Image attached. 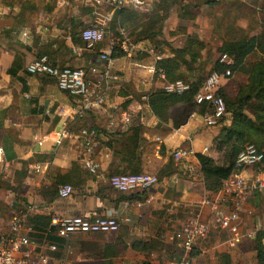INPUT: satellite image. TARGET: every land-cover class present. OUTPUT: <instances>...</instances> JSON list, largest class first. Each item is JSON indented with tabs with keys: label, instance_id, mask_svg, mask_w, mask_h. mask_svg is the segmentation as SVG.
Returning a JSON list of instances; mask_svg holds the SVG:
<instances>
[{
	"label": "crops",
	"instance_id": "obj_1",
	"mask_svg": "<svg viewBox=\"0 0 264 264\" xmlns=\"http://www.w3.org/2000/svg\"><path fill=\"white\" fill-rule=\"evenodd\" d=\"M146 1L149 4L146 10L124 7L123 14L113 11L109 17H105L109 7L92 10L75 0H11L2 4L1 12L5 14L1 18L4 21L8 17L9 23L0 25V33L17 29L16 38L22 45L17 48L8 45L0 50L3 74L0 85L6 87L0 104V162L8 181L1 203L6 212L0 215V226L18 209L26 211L27 221L33 226L43 225L56 214H108L116 210L119 219L111 236L105 235L111 232L71 234L56 252L50 253L46 264H102L105 260L111 264H164V246L171 232L168 227L190 209L191 201L197 200L196 212L203 220L211 217L208 205L202 202L204 198L217 199L223 208L230 205L221 192L224 178L217 189H207L194 156V152H201L216 159L210 145L219 128L229 123V112L213 125H206L199 114L191 112L174 122L173 116L182 104L171 108L164 119L148 104L149 92L162 88L164 81L156 71V59L172 55L171 49L183 44L185 33L202 41L200 57L203 49H207L205 41L216 38L214 27L209 28L214 33L207 39L199 31L208 23L205 14L195 15L196 31L190 32L188 28L185 33L176 31L179 24H184L177 9L181 5L191 7L196 3L192 7L200 8L210 4L207 0ZM22 2L26 5V18L17 24L13 15ZM226 2L233 7L225 26L241 27L256 38L254 50L245 59L264 58V0ZM98 21L105 24L104 36L92 48H86L80 30ZM20 30H26L28 37H21ZM77 36L79 40L74 41ZM158 39L161 49L154 46ZM112 45L122 53L110 57ZM138 48L149 55L139 56ZM14 53L20 55L21 67L9 75L5 70ZM101 53L109 58L100 57ZM41 54L57 65L83 67L91 92L90 106L81 108V99L59 89L52 77L26 71V64ZM214 60L217 56L211 63ZM261 65L264 66V59ZM229 78L220 80L221 92H229ZM61 125L72 132L85 126L95 129V145L89 154L98 162L95 172L83 166L82 159L88 153L76 137L65 138L59 144L50 140L37 142L35 136ZM176 147L190 148L192 154L174 161L171 151ZM135 160H139L140 170L156 174L157 181L144 189L113 188L108 177L122 169L130 170ZM35 163L39 164L38 170L33 169ZM166 164L169 169L159 175V168ZM64 182L70 184L71 192L62 197L57 194V186ZM253 193L247 195L246 203L252 213L243 214L240 222L241 230L250 235L240 242L252 239L255 230L264 227V212L256 214L252 205ZM13 203L17 209L10 211ZM215 231L223 234L224 239L219 240L213 234L214 240L206 245L203 240ZM208 233L194 243L197 253L193 255L199 264H261L252 248L253 257L248 262L233 249L240 242L227 246L226 230L211 226ZM261 242L264 248L263 237ZM106 246L107 251L100 253Z\"/></svg>",
	"mask_w": 264,
	"mask_h": 264
},
{
	"label": "built area",
	"instance_id": "obj_2",
	"mask_svg": "<svg viewBox=\"0 0 264 264\" xmlns=\"http://www.w3.org/2000/svg\"><path fill=\"white\" fill-rule=\"evenodd\" d=\"M97 10L98 7H109L105 17H109L115 10L124 7L134 9H148L146 0H75ZM104 22L98 21L86 25L80 30V38L83 46L92 48L95 43L102 40L105 32ZM24 39L28 37L26 30L19 31ZM122 47V46H121ZM122 47L128 55L129 50ZM100 57L109 58L105 53ZM217 61L230 64L232 56L227 52H219ZM29 73L43 74L54 79L57 87L66 93L81 99V108H87L91 104V94L85 80V72L82 66L57 65L52 63L46 55L41 54L32 58L25 66ZM152 70L154 66H152ZM158 75L164 80L162 88L167 92L182 93L189 88V84L181 79L166 80L164 72L156 69ZM230 75V70H210L199 83L193 93L196 103H206V109L198 113L206 125L217 124L226 114L224 100L218 92L220 80ZM126 120V113L122 116ZM76 137L84 151L88 153L83 157V166L91 173L98 167L97 160L90 156L95 145V129L85 126L76 132L70 131L65 125L45 131L35 136L37 142L50 140L53 144H59L63 139ZM206 149V147H204ZM192 154L190 148L176 147L171 151V158L179 161ZM263 153L257 146L246 141L237 151L231 172L222 181V191L230 205L223 208L217 199L204 198L202 202L210 209L209 220L201 219L197 214L190 216L173 229L168 235L164 246V264H199L196 263L192 248L194 243L204 238L211 226H216L227 231L225 239L227 246L233 247L250 232L242 231L240 222L243 214H251L252 208L247 206V195L252 192L264 191V165ZM33 169L38 170L39 164H33ZM248 169H251L249 172ZM157 181L153 173L138 171L113 173L108 177L109 184L119 190L127 191L134 188L144 189ZM71 192L69 183L64 182L57 186L59 196H68ZM126 219V218H125ZM119 219L116 210L108 214H56L50 216L45 229L34 227L27 221L25 210L18 209L7 217L5 223L0 226V264H46L51 258L50 253L56 252L59 245L49 236L54 234L61 238H68L71 234L83 232H112L118 228ZM264 238V227L262 228ZM49 252V253H48Z\"/></svg>",
	"mask_w": 264,
	"mask_h": 264
},
{
	"label": "trees",
	"instance_id": "obj_3",
	"mask_svg": "<svg viewBox=\"0 0 264 264\" xmlns=\"http://www.w3.org/2000/svg\"><path fill=\"white\" fill-rule=\"evenodd\" d=\"M214 2L216 0H207L209 4ZM25 7V3L22 2L19 5V10L13 15L17 24L22 23L26 18ZM122 10L123 8L115 11L123 14ZM240 30L242 34L231 35L230 38L223 40L219 45L221 52H227L232 56V62L226 65L214 60L209 68V71L214 69L219 71L228 67L230 75L227 77L237 71L245 73L243 80L234 82L235 86L232 92H221L218 87V92L224 100L225 108L229 112L230 118L229 123L221 126L217 134L212 138L210 148L215 152L216 159L201 152H194L199 169L204 177V185L207 189L212 190L217 189L221 179L229 175L235 155L246 141L253 142L262 151V164L264 165V66L261 65L264 58L255 57L250 61L245 59L254 50L256 38L254 35L248 34L245 29ZM77 40H79L78 36L75 37L74 41ZM202 45V41L196 35L186 33L183 44L180 47L171 49L172 55L155 60V67L160 68L164 72L166 80L181 79L189 84V88L179 94L167 92L163 88H155L149 92L148 104L159 118L164 119L170 109L179 104H182V107L174 114V122L181 121L185 115L192 111L201 113L206 109V103H196L193 99V93L204 77L202 78L199 73L196 75L192 72L194 69L198 70L197 65L196 68L190 67V64L200 57L199 49ZM121 53L120 49L112 45L108 55L114 57ZM20 60V55L14 53L10 65L5 70L6 73L14 75L17 69L21 67ZM136 127L137 125L132 129H136ZM219 151L222 152L221 157L217 155ZM131 165L130 170L122 169L117 173L142 171L138 167L139 160H135ZM168 169L169 165L166 164L159 168L158 174L161 175ZM252 205L256 214L264 212V194L258 196ZM47 224L48 221L44 222L43 225H35L34 227L45 229ZM49 237L56 241L58 245H61L65 240L54 234ZM262 237V229H256L252 238L251 248L254 251L255 259L264 264ZM106 251L107 246L103 247L99 252L104 254ZM102 264L111 263L105 260Z\"/></svg>",
	"mask_w": 264,
	"mask_h": 264
},
{
	"label": "rangeland",
	"instance_id": "obj_4",
	"mask_svg": "<svg viewBox=\"0 0 264 264\" xmlns=\"http://www.w3.org/2000/svg\"><path fill=\"white\" fill-rule=\"evenodd\" d=\"M11 0H0V18L2 17L1 15H4V13L1 12L2 9V4H5L6 2H10ZM194 1V0H192ZM188 4V3H187ZM193 4V3H192ZM195 4H193L192 6H195ZM190 6V5H189ZM187 5H181V7L179 8V10L177 9V14L180 15L179 18L181 20H183L182 22L185 24H179V26L176 29V31H183L185 33L186 29L188 28L190 32H194L193 28L195 26H197V23L194 25V17L195 15H197V13L203 15L205 14L208 18V23L203 25L201 28H199V31H201V35L203 34L204 37L207 39L209 35L213 36L212 33H214L211 29L209 30V28L214 27V31H216L214 34L216 35L215 39H212L210 41V39L206 40V48L207 49H203L201 57L198 58L199 62L196 60L194 62H192L190 64V67H195L197 65V69H194V71H192L194 74H200V76H202V78L208 73L209 71V63L211 64V61L218 56L217 54H219V52H221L219 50V45L222 43L223 40H227L228 38L231 37V35H237V34H242L241 33V27H226L225 26V21L226 19L228 20V17H230L229 12L231 11L230 7H233L232 3H228L226 2V0H216V2H214L213 4H210L209 6H205V7H200L198 8L196 6V8L194 7H189ZM166 7V5H165ZM184 13V14H183ZM192 17V18H190ZM158 19V17L156 16V20ZM4 22V23H3ZM8 24L9 23V18H5V20L3 21L2 18L0 19V25L2 24ZM254 22H251L250 24L253 25ZM163 24V23H162ZM158 26V24L156 25ZM13 31H11V29H7V31L2 32V34L0 33V50L1 48H3L4 46H8L10 45L11 47L17 48L16 46L22 45V41H19L18 38H16L17 36V29L13 28ZM197 30V27H196ZM195 30V31H196ZM209 33V34H208ZM186 34V33H185ZM183 34V36L185 35ZM159 41L155 42V49H161V45H160V39H158ZM18 50V49H17ZM138 51H140V53L138 54L139 56H147L149 55V53L146 50H143L141 48H138ZM247 61L252 60V57H248ZM210 62H209V61ZM198 62V63H197ZM191 72V73H192ZM245 73L243 72H235L230 76V90L229 92H232L233 87L235 86V81H241L244 79ZM1 78L3 79V74L2 71L0 70V81ZM5 86H1L0 85V104L4 101L2 99V92L5 89ZM1 121V120H0ZM1 132V130H0ZM219 153V154H218ZM217 153L218 156H222V152L219 151ZM144 171V170H142ZM144 172H149V171H144ZM150 173V172H149ZM153 173V172H152ZM6 171L3 167V165L0 162V215L4 216L5 212H6V208L3 206L2 200H3V193H4V189L6 184H8L7 182V176H6ZM156 175V174H155ZM157 176V175H156ZM264 194V191H258L252 194V200H257L258 196ZM189 210H187L185 213H183L181 216H179V220L175 222V224L169 226L168 228L171 229V231L177 227H179L180 223L183 222L185 219L189 218L190 216L196 215L197 214V200L195 201H191L189 203ZM16 210L17 206L13 203V205L10 206L9 210ZM213 234L216 235L218 237L219 240L224 239V235L215 231V232H210L208 233V236L203 240V242L206 245H210V243H212V241L214 240ZM105 235L107 236H111L113 235V233H105ZM251 246H252V239H245L242 242L239 243V245L237 244L233 249L235 250V252H239L241 253V255L244 257V259H246L248 262L249 260L253 257L252 254V250H251ZM194 252V254L196 255L197 253V247L195 248V246L192 249V253ZM196 257V256H195ZM199 262V260H197L196 258V263Z\"/></svg>",
	"mask_w": 264,
	"mask_h": 264
}]
</instances>
